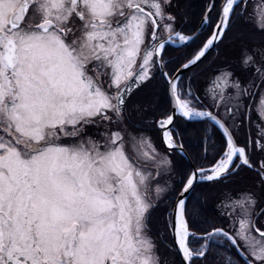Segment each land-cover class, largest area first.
I'll return each instance as SVG.
<instances>
[{
  "label": "snow or ice",
  "instance_id": "obj_1",
  "mask_svg": "<svg viewBox=\"0 0 264 264\" xmlns=\"http://www.w3.org/2000/svg\"><path fill=\"white\" fill-rule=\"evenodd\" d=\"M0 264H264V0H0Z\"/></svg>",
  "mask_w": 264,
  "mask_h": 264
},
{
  "label": "trees",
  "instance_id": "obj_2",
  "mask_svg": "<svg viewBox=\"0 0 264 264\" xmlns=\"http://www.w3.org/2000/svg\"><path fill=\"white\" fill-rule=\"evenodd\" d=\"M184 2H185V3H189V4L193 5V6H196V5L199 4V0H184ZM160 100H161V102H163L164 97L161 96V97H160ZM213 210H214V208H213V206L210 204V205H209V211H213Z\"/></svg>",
  "mask_w": 264,
  "mask_h": 264
}]
</instances>
